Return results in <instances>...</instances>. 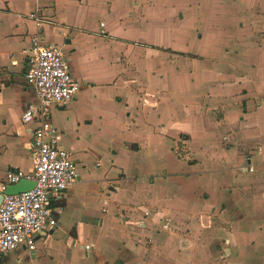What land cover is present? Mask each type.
Masks as SVG:
<instances>
[{
	"label": "crops",
	"instance_id": "0c3cea01",
	"mask_svg": "<svg viewBox=\"0 0 264 264\" xmlns=\"http://www.w3.org/2000/svg\"><path fill=\"white\" fill-rule=\"evenodd\" d=\"M165 5L0 0V182L32 171V35L64 38L80 85L47 121L79 173L56 230L0 264H264V0H228L227 40L203 46L192 4Z\"/></svg>",
	"mask_w": 264,
	"mask_h": 264
},
{
	"label": "built area",
	"instance_id": "2783aa9c",
	"mask_svg": "<svg viewBox=\"0 0 264 264\" xmlns=\"http://www.w3.org/2000/svg\"><path fill=\"white\" fill-rule=\"evenodd\" d=\"M34 21L40 28L41 20L34 16ZM27 54L25 79L38 99V105L28 108L21 117L25 124L32 121L38 124L32 133V171L24 173L19 169H8L2 172L4 181L0 182V193L20 180L33 181L35 186L23 193L3 195L0 205L2 253L14 251L23 244L28 250H33L35 233H53L56 221L51 218L49 201L58 198L79 178L72 153L58 146L60 135L47 121L51 106L71 101L80 85L73 80L70 63L64 53L57 48L43 46L38 34L31 36ZM246 170L253 172L254 168L247 165Z\"/></svg>",
	"mask_w": 264,
	"mask_h": 264
},
{
	"label": "rangeland",
	"instance_id": "374dc122",
	"mask_svg": "<svg viewBox=\"0 0 264 264\" xmlns=\"http://www.w3.org/2000/svg\"><path fill=\"white\" fill-rule=\"evenodd\" d=\"M184 2L192 4V6L187 8L189 16L193 17V20L189 21V28L195 23V26L199 27L205 38V42L201 44L202 46L206 45L207 41L215 35L217 40H227V32H225L224 28L227 29L230 27L234 19L233 17H228L230 12H233L227 5L228 0H166L167 5L165 6L170 8L174 4L176 5V8H181L182 3ZM179 19H182L180 14H175L173 23L178 24L177 22H179ZM198 19H200V21H198ZM219 28L220 30L217 31ZM63 40V37L57 38V46L63 50L64 55L70 60L68 51L62 46L64 42ZM203 50L209 51L206 47ZM2 108L3 107L0 106V109ZM5 115L6 113L4 111H0V120L5 119Z\"/></svg>",
	"mask_w": 264,
	"mask_h": 264
},
{
	"label": "water",
	"instance_id": "95a60500",
	"mask_svg": "<svg viewBox=\"0 0 264 264\" xmlns=\"http://www.w3.org/2000/svg\"><path fill=\"white\" fill-rule=\"evenodd\" d=\"M35 186L33 181L20 180L17 184L8 186L3 193H0V205L3 195H15L31 190Z\"/></svg>",
	"mask_w": 264,
	"mask_h": 264
}]
</instances>
